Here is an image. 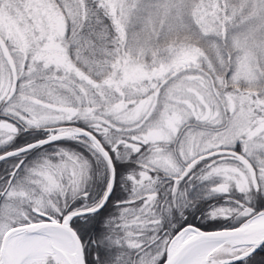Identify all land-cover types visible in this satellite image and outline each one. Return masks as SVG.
<instances>
[{
    "label": "snow or ice",
    "instance_id": "1",
    "mask_svg": "<svg viewBox=\"0 0 264 264\" xmlns=\"http://www.w3.org/2000/svg\"><path fill=\"white\" fill-rule=\"evenodd\" d=\"M0 264H264V0H0Z\"/></svg>",
    "mask_w": 264,
    "mask_h": 264
}]
</instances>
